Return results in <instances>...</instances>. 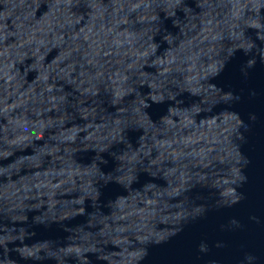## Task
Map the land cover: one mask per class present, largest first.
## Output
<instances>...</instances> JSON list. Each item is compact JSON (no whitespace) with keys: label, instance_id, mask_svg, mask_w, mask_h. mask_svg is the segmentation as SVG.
Wrapping results in <instances>:
<instances>
[{"label":"water","instance_id":"water-1","mask_svg":"<svg viewBox=\"0 0 264 264\" xmlns=\"http://www.w3.org/2000/svg\"><path fill=\"white\" fill-rule=\"evenodd\" d=\"M0 264H264V0H0Z\"/></svg>","mask_w":264,"mask_h":264}]
</instances>
